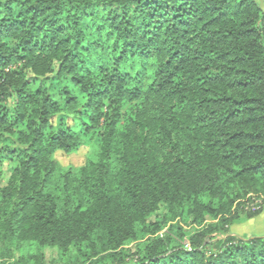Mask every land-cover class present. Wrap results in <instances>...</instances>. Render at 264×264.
<instances>
[{"label": "trees", "instance_id": "1", "mask_svg": "<svg viewBox=\"0 0 264 264\" xmlns=\"http://www.w3.org/2000/svg\"><path fill=\"white\" fill-rule=\"evenodd\" d=\"M83 146L76 172L54 158ZM252 197L255 0H0L1 264H264L226 231Z\"/></svg>", "mask_w": 264, "mask_h": 264}, {"label": "rangeland", "instance_id": "2", "mask_svg": "<svg viewBox=\"0 0 264 264\" xmlns=\"http://www.w3.org/2000/svg\"><path fill=\"white\" fill-rule=\"evenodd\" d=\"M256 3L264 9V0H255ZM92 148L83 146L80 147L76 152L72 154H64L63 152L57 151L54 154L56 161L63 167L65 170H70L76 172L80 167H82L88 157L92 154ZM3 172V178L1 180V186H4L6 179L8 177L6 164L1 167ZM244 210L249 209L251 211L261 210L260 214L251 219H245L240 216L238 220L233 222L230 226L226 228V231L232 236H238L242 239H248L251 237L264 236V205L261 198L252 197L244 206ZM188 231H191L192 228H187ZM161 234H165V231H162ZM127 249L133 250V244H130L126 247ZM44 258L47 264L51 261L58 264V255L54 250H44ZM128 262H131V258L126 259ZM134 261V260H133ZM1 264V263H0ZM102 264H113L108 261Z\"/></svg>", "mask_w": 264, "mask_h": 264}]
</instances>
